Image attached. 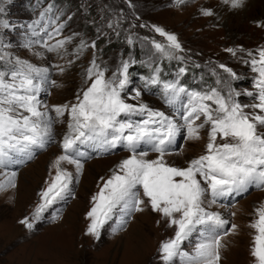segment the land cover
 <instances>
[{
	"label": "snow or ice",
	"instance_id": "6c2138e0",
	"mask_svg": "<svg viewBox=\"0 0 264 264\" xmlns=\"http://www.w3.org/2000/svg\"><path fill=\"white\" fill-rule=\"evenodd\" d=\"M222 3L237 9L244 5V0H222ZM51 10L49 5L46 12ZM3 12L0 0V14ZM202 13L213 15L206 9ZM44 17L42 12L39 20L27 25L37 39L23 46L31 49L39 45L47 53L66 52L71 38L55 39L64 25ZM0 27L7 29L10 24L0 19ZM153 30L166 41L151 42L158 53L167 59H184L177 55L184 50L174 34L160 27ZM7 47L0 44V190L15 187L17 173L11 170L13 165L33 158L36 151L53 141L55 121L51 113H55V120L67 115V132L60 144L63 152L53 161L55 174L38 193L40 202L32 214L33 221L57 200L71 195L70 185L74 179L78 182L82 159L88 158L82 147L100 152L123 147L130 155L116 165L109 178H101L103 186L92 196V207L87 212L90 223L86 234L99 238L100 229L114 211L130 215L148 205L174 229V235L158 246L160 264H220L223 237L234 232L237 225L226 229L230 221L221 212L211 210L212 206L247 192L250 186L264 189V47L255 53L239 49L249 57L244 63L255 73V91L244 93L254 101L251 104L238 101L241 93L228 81L218 78L217 84L224 87L195 91L181 85L178 78L162 80L159 68L154 69L150 77L142 78L144 87L161 89L165 104L172 109L170 115L144 103L126 101V90L135 93L132 99L141 95L138 89H128L132 61L122 60L117 70L106 77V69L95 58L85 69L87 86L77 94L76 102L49 108L40 95L49 83L56 85L54 80L50 81V69L12 56L4 51ZM86 47L82 40L74 54ZM226 51L237 55L236 49ZM34 54L40 58L44 55ZM54 67L61 73L64 71L59 65ZM218 67L230 80L239 79L231 68L224 64ZM184 72L180 68L178 76ZM137 116L140 119L133 118ZM204 129L207 143L203 154L188 160L183 167L166 161L169 149L182 131L186 139L199 140ZM149 151L157 154L155 159L148 158ZM63 162L75 167V175L62 167ZM141 189L146 199L141 198ZM252 215L248 225L254 230L251 256L255 264H264V202L254 207ZM20 223L29 229L33 226L27 217ZM119 223L125 221L121 219Z\"/></svg>",
	"mask_w": 264,
	"mask_h": 264
},
{
	"label": "rangeland",
	"instance_id": "374dc122",
	"mask_svg": "<svg viewBox=\"0 0 264 264\" xmlns=\"http://www.w3.org/2000/svg\"><path fill=\"white\" fill-rule=\"evenodd\" d=\"M49 5L52 10L46 12ZM2 6L4 12L0 19L9 22L10 27H0V44L8 45L4 51L14 57L50 69V81L54 80L56 85L49 83L40 95L49 108L76 102L77 94L87 86L85 69L93 58L106 69V77L117 70L122 60L132 61L128 89H138L141 95L132 99L135 93L126 90V101L144 103L169 115L172 109L165 104L161 89L144 87L142 78L150 77L156 68L162 80L178 78L189 90L222 88L224 85H218L217 79L228 81L241 93L238 101L254 102L244 95L255 91V73L244 61L249 59L247 51L255 53L264 47V0H244V5L237 9L222 0H184L183 3L176 0H2ZM205 9L213 15H203ZM42 12L45 20H57V24L64 25L55 39L71 38L66 52L47 53L39 45L31 49L23 46L37 39L27 25L39 20ZM153 27L177 37L184 50L177 55L183 60L167 59L155 50L153 40L166 41ZM82 40L88 47L74 54ZM228 48L236 49L237 55L227 52ZM241 48L245 53L239 52ZM35 52L44 55L40 58ZM219 64L231 68L239 79L230 80ZM55 65L64 71L61 73ZM180 68L185 72L178 76ZM51 115L55 121L53 141L33 158L13 165L11 170L17 173L15 187L0 190V264H160L158 246L174 235V229L148 205L130 215L114 211L100 229L99 238L86 234L90 223L87 212L92 207V196L103 186L101 178H109L116 165L130 155L123 147L108 152L84 148L82 151L88 153V158L82 159L78 182L74 179L70 185L71 195L57 200L33 221L32 214L40 202L38 193L55 174L53 161L63 152L60 144L67 132V115L59 120H55L54 112ZM185 136L182 131L178 143L169 149L165 157L169 164L183 167L188 160L203 154L207 130H201L199 140ZM156 155L149 151L148 158L155 159ZM62 167L75 175L73 165L63 162ZM140 193L146 199L142 189ZM261 202H264V189L250 186L247 192L212 206L211 210L221 212L230 221L226 229L237 225L234 232L223 237L220 264H255L250 251L254 230L248 225L253 219L254 207ZM233 212L235 216L231 215ZM26 217L33 225L31 229L20 223ZM121 219L125 223L120 224ZM184 247L188 248L187 242Z\"/></svg>",
	"mask_w": 264,
	"mask_h": 264
},
{
	"label": "bare ground",
	"instance_id": "6f19581e",
	"mask_svg": "<svg viewBox=\"0 0 264 264\" xmlns=\"http://www.w3.org/2000/svg\"><path fill=\"white\" fill-rule=\"evenodd\" d=\"M25 170V169H24Z\"/></svg>",
	"mask_w": 264,
	"mask_h": 264
}]
</instances>
